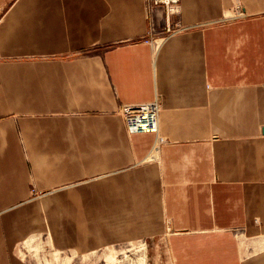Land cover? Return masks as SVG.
<instances>
[{
  "label": "crops",
  "instance_id": "0c3cea01",
  "mask_svg": "<svg viewBox=\"0 0 264 264\" xmlns=\"http://www.w3.org/2000/svg\"><path fill=\"white\" fill-rule=\"evenodd\" d=\"M166 22L146 0H0V264L42 219L88 248L164 216L175 264H264L228 231L264 233V0H179ZM153 99L169 142L145 161L154 132L117 110Z\"/></svg>",
  "mask_w": 264,
  "mask_h": 264
},
{
  "label": "rangeland",
  "instance_id": "374dc122",
  "mask_svg": "<svg viewBox=\"0 0 264 264\" xmlns=\"http://www.w3.org/2000/svg\"><path fill=\"white\" fill-rule=\"evenodd\" d=\"M146 1L148 5V0ZM177 4V11L170 16L177 15L179 0ZM231 14H234L235 17L243 15L240 4L235 5L234 11ZM172 25V22H170V26L165 25L164 30L159 34L163 36L170 32V29H173ZM174 28L179 29L177 24ZM152 44L156 46L157 39L153 40ZM122 105H120L117 112L121 117L125 131L130 133L124 119ZM160 107L161 105L158 101V111ZM154 134L156 139L145 161L155 160L158 145L169 142V139L159 135L158 132H154ZM77 181L80 180L55 184L45 189H38L33 185L30 188V196L42 200L44 195L51 194L59 190L61 186H66L68 183ZM39 205L43 207L44 204ZM44 221L42 219L40 223L43 226L31 229L16 241L13 254L22 264H175L170 240L174 229L171 226L170 218L167 216L163 217L162 230L156 234L132 233L119 235L110 241L100 242L88 248H77L73 245L59 244L54 239L52 232L45 227ZM253 223L255 226H258L260 225V220L255 218L253 219ZM228 231L231 233L240 259L246 260L254 255L264 253V233L247 234L245 227L242 225L232 226L228 228Z\"/></svg>",
  "mask_w": 264,
  "mask_h": 264
},
{
  "label": "built area",
  "instance_id": "2783aa9c",
  "mask_svg": "<svg viewBox=\"0 0 264 264\" xmlns=\"http://www.w3.org/2000/svg\"><path fill=\"white\" fill-rule=\"evenodd\" d=\"M178 0H148V8L152 10L157 6L165 9L166 25L170 26L169 17L177 11ZM124 111V119L130 132L153 131L157 132L156 117L158 112V100L143 102H130L121 106ZM132 122V123H131Z\"/></svg>",
  "mask_w": 264,
  "mask_h": 264
},
{
  "label": "bare ground",
  "instance_id": "6f19581e",
  "mask_svg": "<svg viewBox=\"0 0 264 264\" xmlns=\"http://www.w3.org/2000/svg\"><path fill=\"white\" fill-rule=\"evenodd\" d=\"M201 259V258H200Z\"/></svg>",
  "mask_w": 264,
  "mask_h": 264
}]
</instances>
